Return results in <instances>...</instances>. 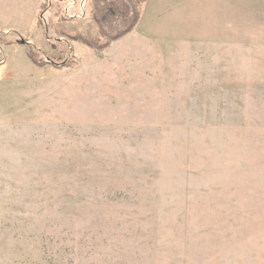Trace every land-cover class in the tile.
Segmentation results:
<instances>
[{
	"label": "rangeland",
	"instance_id": "obj_1",
	"mask_svg": "<svg viewBox=\"0 0 264 264\" xmlns=\"http://www.w3.org/2000/svg\"><path fill=\"white\" fill-rule=\"evenodd\" d=\"M65 1L0 0V264H264V0Z\"/></svg>",
	"mask_w": 264,
	"mask_h": 264
},
{
	"label": "trees",
	"instance_id": "obj_2",
	"mask_svg": "<svg viewBox=\"0 0 264 264\" xmlns=\"http://www.w3.org/2000/svg\"><path fill=\"white\" fill-rule=\"evenodd\" d=\"M147 1L148 0H92L91 17L93 22L98 26L101 37H81V42L92 50H105L109 48L114 42L121 40L134 31L140 21V6ZM56 3L59 9L56 15L60 17V22H64L67 17L61 14V9L65 7L64 11L69 12L68 8H70V5L67 4L65 0H56ZM130 15L131 23L126 29L117 32L114 36L107 35L105 27L113 29L119 16L127 18ZM62 29L66 31L64 27H62ZM103 39L106 40L104 44L101 43ZM30 58L33 62H37V53H31Z\"/></svg>",
	"mask_w": 264,
	"mask_h": 264
},
{
	"label": "water",
	"instance_id": "obj_3",
	"mask_svg": "<svg viewBox=\"0 0 264 264\" xmlns=\"http://www.w3.org/2000/svg\"><path fill=\"white\" fill-rule=\"evenodd\" d=\"M24 44V42H22Z\"/></svg>",
	"mask_w": 264,
	"mask_h": 264
}]
</instances>
